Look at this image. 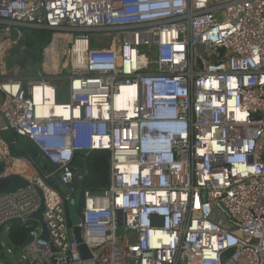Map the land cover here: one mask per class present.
Wrapping results in <instances>:
<instances>
[{"label": "built area", "instance_id": "1", "mask_svg": "<svg viewBox=\"0 0 264 264\" xmlns=\"http://www.w3.org/2000/svg\"><path fill=\"white\" fill-rule=\"evenodd\" d=\"M30 30L50 32L40 66L6 69ZM4 130L51 172L11 155ZM90 151L108 152L109 186L81 193L83 261L67 207L74 156ZM11 177L27 186L0 194V225L35 224L29 264H264V0H0ZM41 198L53 250L29 220Z\"/></svg>", "mask_w": 264, "mask_h": 264}, {"label": "trees", "instance_id": "2", "mask_svg": "<svg viewBox=\"0 0 264 264\" xmlns=\"http://www.w3.org/2000/svg\"><path fill=\"white\" fill-rule=\"evenodd\" d=\"M50 37L48 31L30 30L26 32L20 44L25 46L24 52L14 49L10 52L6 60L8 68L13 66L25 67L29 64L32 68H38L41 61L40 49L44 47ZM23 151L19 154L22 155ZM73 166L84 173L80 176L82 181V191L98 194L106 190L109 186V154L105 151H90L88 153H77L73 159ZM8 180L0 181V191L9 187ZM57 189V187L51 183ZM34 223L27 225H13L9 228L6 241L9 247L21 249L28 240L29 233L34 227ZM1 251V248H0ZM1 257V256H0Z\"/></svg>", "mask_w": 264, "mask_h": 264}, {"label": "water", "instance_id": "3", "mask_svg": "<svg viewBox=\"0 0 264 264\" xmlns=\"http://www.w3.org/2000/svg\"><path fill=\"white\" fill-rule=\"evenodd\" d=\"M12 37H13V39L17 38L15 32L12 34ZM64 62H65V58H63V60L61 61V64H64ZM197 62H198V65L201 66L200 61L198 60ZM7 144H8L10 153L15 154L16 150L14 149L12 142L7 141ZM24 151L32 159H35L36 161L41 160L39 157L38 151L36 150V148L31 143L26 142V144L24 146ZM42 169H44L47 173L51 172V168L47 167L45 164H43V162H42ZM83 173H84L83 171L78 170V176H76L75 182H74V188H75L74 201L72 204L68 205V207H67V216H68L69 225L72 227L74 239H75L76 243L78 244V251H79L81 260L86 261V260L90 259V254H89L87 248L82 244L80 229L77 227L78 222H79L78 214H79V211L81 208V193H82V181L80 179V176H82ZM50 182L53 183L57 187L58 191L64 192V188H63V186L60 185L59 181H56L54 179L53 181L50 180ZM9 183H10L9 187L4 191H0V194L13 193L16 190L25 188L27 186V183L24 180L17 178V177H11L9 179ZM43 212H44V204H43V200L41 198L39 209L29 217V220L36 222L38 224V226L40 227V230H41L40 239L42 241L46 242L52 248V244L49 240L48 233L46 230V226H45V223L43 221V217H42ZM20 224H21V220H19V219L9 220V221L5 222L4 224L0 225V234L3 233L5 228H10L13 225H20ZM29 241L30 240H27L25 245ZM52 250H53V248H52ZM15 251H17V249ZM0 256H3V252H0Z\"/></svg>", "mask_w": 264, "mask_h": 264}, {"label": "crops", "instance_id": "4", "mask_svg": "<svg viewBox=\"0 0 264 264\" xmlns=\"http://www.w3.org/2000/svg\"><path fill=\"white\" fill-rule=\"evenodd\" d=\"M3 136H4V138L7 140V141H11L12 142V144H13V146H14V149L16 150V153L15 154H11V155H13V156H20V152H22L23 151V153H22V155L23 154H25V155H28L25 151H24V146H25V144H26V141L24 140V139H21V138H17V137H15V136H13L12 135V133H10L9 131H7V130H4L3 132ZM35 160V159H34ZM36 161V160H35ZM43 162V161H42ZM43 164H45L44 162H43ZM8 231H9V228H5L4 229V231H3V233L5 234V239H4V241H5V244H6V246H7V251H8V253H10V254H15V250H16V248H11V247H9L8 246V244H7V241H6V236H7V233H8ZM3 233H1V234H3ZM0 234V235H1ZM5 247V245L3 244V243H1L0 242V248H1V251L0 252H3V248ZM20 251V249H17V251ZM0 259H2V260H5V254H4V252H3V256H1L0 257ZM23 260V259H22ZM23 261H25L26 262V264H29L28 263V261H26V260H23ZM16 264H20L19 262H17Z\"/></svg>", "mask_w": 264, "mask_h": 264}, {"label": "rangeland", "instance_id": "5", "mask_svg": "<svg viewBox=\"0 0 264 264\" xmlns=\"http://www.w3.org/2000/svg\"><path fill=\"white\" fill-rule=\"evenodd\" d=\"M14 50L19 51V50H18V47L14 48ZM11 51H13V50H11ZM11 51H9V53H10ZM7 60H8V59H7ZM4 62H5V64H4V65H5V68L7 69L8 67H7V65H6V61H4ZM13 67H16V66H13ZM18 67L22 69L21 71H24L25 69L28 68V69L30 70V71H29V72H30V73H29L30 75H31V74L37 69V67H36V68H32V67H30L29 64H26L25 67H23V68L20 67V66H18ZM36 163H37V165H38L39 167H42V161H41V160L37 161ZM50 180L53 181L54 178L51 177ZM4 239H5V234L3 233V234L0 235V242L3 243V244L5 245V247L3 248V252H4V254H5V260L0 259V264H16L17 262H19L20 264H26V262L22 260V259H23V254L21 253V251H19V250L16 251L14 255L8 253V251H7V246H6V244H5Z\"/></svg>", "mask_w": 264, "mask_h": 264}, {"label": "bare ground", "instance_id": "6", "mask_svg": "<svg viewBox=\"0 0 264 264\" xmlns=\"http://www.w3.org/2000/svg\"><path fill=\"white\" fill-rule=\"evenodd\" d=\"M41 91H42V88H39L37 87V89L34 91V95H35V100L36 101H39L40 98H41ZM46 94L49 98V100L47 101V107L51 105V108H53L54 112H56L57 114H59L60 116H64V117H67L68 116V113L67 111H63L59 106H54V104L51 102L52 101V90L50 88H46ZM55 107V108H54Z\"/></svg>", "mask_w": 264, "mask_h": 264}]
</instances>
